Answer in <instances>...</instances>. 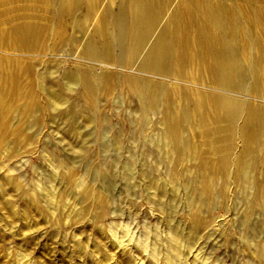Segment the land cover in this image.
Listing matches in <instances>:
<instances>
[{"label": "bare ground", "instance_id": "1", "mask_svg": "<svg viewBox=\"0 0 264 264\" xmlns=\"http://www.w3.org/2000/svg\"><path fill=\"white\" fill-rule=\"evenodd\" d=\"M47 3L51 8L46 25L24 21L6 30L0 28V50L10 54L61 55L71 46L70 52L88 62L84 68L65 70L60 85L56 84L58 70L54 71L53 66L21 73L15 60L0 57V175L4 163L15 158L20 148L38 134L40 107L55 109L49 120H59L71 135L78 131L74 115L68 111L71 107L67 92L81 86V100L89 106L84 116L87 126H107V118L100 115L99 122L96 117L102 101L123 98L132 109L128 118L135 127L126 133L117 132L111 143H102L106 150L121 149L127 135L152 141L149 154L156 155V165L149 164L146 158L136 167L131 163L126 168L128 178L137 170L159 196L157 203L161 206L176 200L180 188L185 191L188 230L182 232L178 223L170 225L176 236L183 234L189 243L199 230H211L214 224L204 214H211L213 207L226 200L232 186L235 190L231 195L242 207L244 226L256 211L264 213V0ZM50 39L53 43L48 45ZM90 134L85 132L83 140L69 149L89 154L85 139ZM212 136L214 141L205 144L204 151L196 138ZM74 161L70 155L66 161L58 160L62 171L58 180L65 187L60 189L61 197L72 193L79 203L87 201L80 212L72 210L74 217L100 214L110 198L90 186L80 193L74 191L80 185L79 177L63 169V164ZM160 167L162 171L166 169L165 179L158 175ZM9 170L2 178L8 183L18 181L10 177ZM108 188L110 192L113 185ZM19 196L24 201L19 202L17 212L18 201L14 203L11 197L0 195V207L11 217L9 227L22 217L29 218L24 203H36L44 210L48 203V196H33L25 188ZM256 224L263 229L264 219ZM60 232L58 229L53 237ZM1 246L0 243V264H4ZM146 248L145 243L129 249L115 246L130 264L138 262L135 253ZM249 249L257 263L264 264V240L257 239ZM108 257L104 254V258ZM154 258L152 248L150 264ZM165 258L173 261L170 253Z\"/></svg>", "mask_w": 264, "mask_h": 264}, {"label": "rangeland", "instance_id": "2", "mask_svg": "<svg viewBox=\"0 0 264 264\" xmlns=\"http://www.w3.org/2000/svg\"><path fill=\"white\" fill-rule=\"evenodd\" d=\"M47 2L48 0H0V28L6 30L24 21L34 22L38 26L46 25L51 8ZM51 41L47 40L46 43L52 44ZM71 50L72 47L67 46L61 55L10 54L0 50V57L15 60L21 73L27 70L43 71L53 66L54 71L58 70L56 84L60 82L61 85L65 70L84 68L88 62L78 54L75 56ZM67 95L71 107L68 111L74 115L78 131L71 135L59 120H49L55 109L51 111L40 107L41 120L39 128H36L38 134L30 140L31 142L28 140L30 143L27 142L20 148L15 158L4 163L0 175V195L11 197L14 203L18 201L17 212L20 208L19 202L24 201V198L19 196L23 188L33 196H48L45 210L36 203L35 206L24 203V210L29 214V218L18 219L14 227L7 226L11 217L0 207V243L4 264H130L117 253L115 246L129 249L139 243H145L147 250L136 252L135 260L141 261L133 264H150L148 255L152 248L155 251V260L151 264H258L249 244H253L257 239L264 240V228L260 229L256 224L260 219H264L263 211L253 213L248 225L244 226L241 219L242 207L231 195L235 190L232 186L228 198L213 207L211 214H204V217L211 218L214 224L211 230H199L189 243L183 234L176 236L170 225L178 223L182 232L187 233L188 230L185 216L189 208L185 191L180 188L177 190L176 200L168 201L167 207L161 206L157 203L159 196L148 187L147 181L141 178L137 170L131 178L126 175V168L131 163L136 167L145 158L149 164L156 165V155L149 154L153 148L152 141L131 139L126 134L119 150H106L102 145L111 143L117 132L126 133L135 127L128 118L132 112L130 106L123 98L102 101L99 115L96 117L100 122V115L104 116L108 124L99 129L94 125L87 126L84 121L89 106L81 100L82 87L74 88V91L67 92ZM38 97L41 100V96ZM87 131L91 133L90 138L85 139L89 154L81 155L69 149L78 145ZM196 140L203 150L207 151L205 144L213 142L214 137ZM68 155L75 157V163L63 164V169L77 175L80 181L79 187L74 191L80 193L90 186L109 196L110 203L100 214H82L80 217H74L75 212L72 214V210L80 212L87 201L81 200L79 203V199L72 193L61 197L60 189L64 190L65 187L58 180L62 172L58 160L66 161ZM8 166L10 177H15L18 181L8 183L2 178L3 173L8 171ZM166 173V169L162 171L160 167L158 175L165 179ZM108 185H113L110 192ZM172 186L169 182L168 187L171 189ZM58 229L62 232L53 237ZM61 245L65 247L61 248ZM106 253L108 258H104ZM166 253L172 255V262L164 260ZM138 254H141V257Z\"/></svg>", "mask_w": 264, "mask_h": 264}]
</instances>
